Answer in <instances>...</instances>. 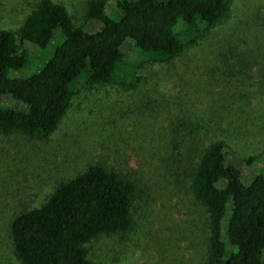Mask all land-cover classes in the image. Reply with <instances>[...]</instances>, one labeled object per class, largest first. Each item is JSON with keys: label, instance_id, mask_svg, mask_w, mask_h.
Returning <instances> with one entry per match:
<instances>
[{"label": "trees", "instance_id": "trees-1", "mask_svg": "<svg viewBox=\"0 0 264 264\" xmlns=\"http://www.w3.org/2000/svg\"><path fill=\"white\" fill-rule=\"evenodd\" d=\"M107 2L29 0L9 24L0 23V101L8 95L26 105L23 110L0 103V137L20 134L47 141L80 94L103 88L130 93L135 96L130 109L139 108L146 117L165 114L160 121H169L152 137L157 140L154 154L163 157H155L151 169L162 172L160 185L179 192L176 205L186 216L179 218L177 236L194 254L189 264H264V163L245 183L228 159L231 152L240 155L228 138L238 136L242 125L235 131L222 122L231 116V106L252 102L254 83L260 93L264 90V46L238 52L229 41V48L221 40L210 43L231 16V0H116V16L107 13ZM90 20L99 24L94 31L85 28ZM127 40L138 51L136 61L124 60ZM52 41L51 54L33 64L25 45L42 51ZM205 47L211 49L209 57ZM200 59L211 73L205 85L212 94L218 90L222 96L224 85L246 87L231 103L230 96L216 101L221 110L213 119L202 121L195 110L186 112L184 103L173 111L163 94L141 93L150 84L151 69L158 73L180 61L198 67ZM23 69L30 72L19 74ZM81 75L83 83L75 87ZM196 80L187 78L189 84ZM259 156L241 158L251 164ZM141 174L90 161L58 180L37 204L25 202L12 210L6 202L11 258L17 264H94L88 244L135 230L136 214L154 184V178Z\"/></svg>", "mask_w": 264, "mask_h": 264}, {"label": "rangeland", "instance_id": "rangeland-1", "mask_svg": "<svg viewBox=\"0 0 264 264\" xmlns=\"http://www.w3.org/2000/svg\"><path fill=\"white\" fill-rule=\"evenodd\" d=\"M28 1L0 0L3 10L0 23L9 24V18L16 17L21 6ZM115 1L108 0L106 6L107 13L112 16L120 12ZM231 1V16L218 30L219 33H215L212 40L210 39V43L221 40L223 47L229 48V41L233 46H237L238 52L254 49L257 44L263 47L264 0ZM98 27L99 24L94 20L85 25L88 31H94ZM54 41L42 51L34 45H25L33 55V64L38 65L51 54L56 45ZM205 46L209 47L210 44ZM206 47L203 54L209 57L211 49ZM122 50L126 55V62L139 58L138 51H135L130 40L124 43ZM183 61L187 59L184 58ZM203 61L199 60L198 67L191 62L187 63L189 66H184L180 61L176 66L159 68L158 73L156 69H151L150 73L153 74L149 80L150 84L142 87L141 93L154 96L163 94L169 98L173 111L181 108L180 104L183 106L184 103L188 104L187 107L184 106L185 110H195V113L203 116L202 121L213 119L212 117L219 114L217 109L221 110L220 105L215 104L216 101L225 100L224 96H230L226 99L230 98L228 102L231 103V97H238V91L245 84L238 88L235 84L230 87L224 85L222 96L217 95L222 93L218 90L212 94L211 88L205 85V79L210 77L211 73L203 70ZM29 72L23 69L19 74L26 75ZM189 76L197 80L189 84ZM83 79L81 75L74 86L81 87ZM257 87V83L251 87L252 102H248L246 107H239L238 104L231 106V116L222 120L229 130H235L239 122L242 125L237 127L238 136L235 134L228 138L238 146L236 149L240 155L231 152L228 159L240 169L245 183L252 180L264 163V90L260 93ZM134 98L130 93L109 88L82 93L74 99L59 130L49 140L39 141L20 134L0 137V264H17L9 253L10 243L6 237L7 229L4 223L11 211L9 206L15 210L25 202L29 205L37 204L58 180L72 175L87 162L98 160L110 162L123 169L132 167L146 178H154V184L142 205L146 210L143 212V208L139 207L136 227L132 233L123 237H101L87 245L93 263L189 264L188 259L194 254L186 251L187 241L182 235L177 236L180 231L179 218L186 216L176 205L179 192L172 186L170 190L165 182L160 185L162 172L159 168L151 169V161L155 157L161 161L163 157L154 154L157 140L152 137H156L155 133L161 128L159 126H165L169 121H160L165 114H156L153 117L154 114L151 113L146 117L139 112V108L130 109ZM0 103L15 109L26 108V105L8 95L4 96ZM225 112H228V109L223 111ZM259 153V158L251 164H246L241 158ZM13 194L16 198L11 201L9 199ZM6 202L10 205L7 206Z\"/></svg>", "mask_w": 264, "mask_h": 264}]
</instances>
